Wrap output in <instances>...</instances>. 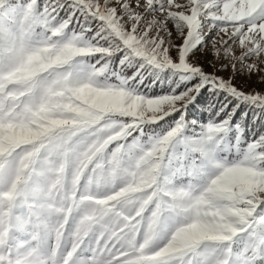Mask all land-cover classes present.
Segmentation results:
<instances>
[{"label": "clouds", "instance_id": "clouds-1", "mask_svg": "<svg viewBox=\"0 0 264 264\" xmlns=\"http://www.w3.org/2000/svg\"><path fill=\"white\" fill-rule=\"evenodd\" d=\"M197 2L170 27L156 14L139 28L113 16L93 33L62 0L67 18L0 37V264H264V135L246 139L230 115L190 134L186 110L206 84L183 55L208 16L226 21L208 27L219 29L213 51L221 32L248 26L253 39L264 19L249 23L256 0L215 11L221 0H206L199 15ZM166 71L176 86L153 95Z\"/></svg>", "mask_w": 264, "mask_h": 264}, {"label": "snow or ice", "instance_id": "snow-or-ice-1", "mask_svg": "<svg viewBox=\"0 0 264 264\" xmlns=\"http://www.w3.org/2000/svg\"><path fill=\"white\" fill-rule=\"evenodd\" d=\"M204 2H206V0H198V2L195 3L193 11H196L197 15H199L197 9H199L200 4ZM207 2H211V0H207ZM186 3L187 0H174L173 4L169 5L168 0H160V2L152 0L151 7H149V0H108L107 4L104 3V0H99V3H97V0H83V2H81V0H72L74 8H77L79 12L83 11L90 19L98 20L101 24H104L107 19L114 16L116 20H121V22L131 20V24H135L136 21L139 20L140 23L138 28L143 27L145 22L153 14L159 15L161 19L168 17L166 25L170 27L175 18V14L180 13ZM226 3L227 0H221L220 3L214 4L209 10L215 11L221 7L222 4ZM61 4L62 0H43V3H41V0H0V37L11 34V32L16 31L21 26L26 27L28 25L38 24L42 27H47L48 22L51 20V16H56L57 13L60 14V9L65 7V5L62 7ZM101 5H103V7H100ZM53 9H55V11H53ZM165 9H168V11H165ZM252 13L253 17L250 19L249 23L259 24V21L264 19V0H256V7L252 9ZM191 14V12L187 13V15ZM45 17L48 19L46 20ZM213 21L215 24L220 25L226 22L217 19L215 16H208V25L201 23V28L197 30L198 34L193 35L189 39V43L185 45V52L183 55L187 56V59L193 66H198L200 69V72L197 73L193 79V83H198L203 80L207 85L213 86V84H216L217 89L225 90L227 93L231 94V97H236L241 101H246L264 108V104H262L260 100L255 99L257 94H264V88H261L259 91L242 90L235 80L220 76L218 74L219 69H217L216 72L210 73L204 67L199 66L193 49L202 43L205 28L208 30V27L212 25ZM131 24L127 25L128 31H131ZM213 30L214 37H216L219 29L212 27V31ZM247 30L248 26H245L244 29L232 36L231 39L228 38V35L221 32V36H223L226 43L223 44V47L220 48L219 51H214L215 56L219 58L215 63L222 65L224 68H230L232 70L231 75L234 77L240 74H246L243 76L248 78L256 76L258 79L264 80V39H262V37H264V32H260L258 28L255 33L249 34L254 38L247 39L244 38V32ZM152 34L153 33H149V35ZM163 34V31H161V35ZM176 35L175 32L171 35V39L176 45L172 57L176 64L179 65L180 46L184 45V37L181 36L177 39ZM185 35H187V33H185ZM97 38L99 39V37ZM242 38H244V44H246L247 47L240 46ZM212 43H215L213 38H211L210 47L207 46L206 48H202L201 51L205 49L213 51ZM4 103H6L4 97L0 96V104ZM9 106H11L10 102ZM173 119H175V117H173ZM196 123V121H192V126H195ZM216 123H219V121H216ZM204 126L205 125L201 126V129H203ZM261 138L260 136L257 139ZM261 207H264V204H262ZM255 223L261 224L264 223V221L257 220Z\"/></svg>", "mask_w": 264, "mask_h": 264}, {"label": "rangeland", "instance_id": "rangeland-1", "mask_svg": "<svg viewBox=\"0 0 264 264\" xmlns=\"http://www.w3.org/2000/svg\"><path fill=\"white\" fill-rule=\"evenodd\" d=\"M41 3H43V0H41ZM72 11V9L65 5L64 8L60 9V15L61 17L67 18L68 14ZM72 23L76 27H79L81 24H84L86 27L90 26L93 33L98 30L96 28L98 20H91V24L89 25L85 16L78 10L72 17ZM205 32H207V35L203 37L202 43L193 49L199 66L204 67L210 73L216 72L219 69L218 74L220 76L235 80L242 90L259 91L261 88H264V80H260L256 76H252L251 78L244 77L243 75L246 74H240L234 77L231 75L232 70L230 68H224L222 65L215 63L219 58L215 56L214 51H209L208 49L201 51L202 48L210 47L211 38H214V30L209 32L205 28ZM177 79L170 72L166 71L162 73L161 78L157 79L152 87V94L158 95L170 91L172 87L176 86ZM145 82L151 83V78ZM185 83L191 86L189 82L186 81ZM182 90H185L184 84H181L177 88L178 92ZM222 102L227 103L228 106L223 112H220L219 116H216V113L222 107ZM185 115L186 119L197 122L195 126L191 125L190 134L194 133L198 135L201 131V126L206 125L214 116L217 121H220L230 115L233 125H242L246 139L254 140L264 135V108L249 104L246 101L234 99L225 90L213 88L211 85L206 84L201 89L200 95L188 106ZM178 116L177 114L175 118H178Z\"/></svg>", "mask_w": 264, "mask_h": 264}]
</instances>
